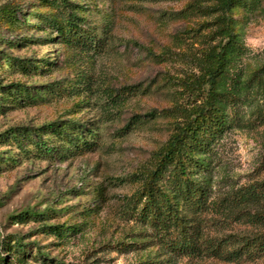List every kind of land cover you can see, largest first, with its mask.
Returning a JSON list of instances; mask_svg holds the SVG:
<instances>
[{
	"label": "rangeland",
	"instance_id": "1",
	"mask_svg": "<svg viewBox=\"0 0 264 264\" xmlns=\"http://www.w3.org/2000/svg\"><path fill=\"white\" fill-rule=\"evenodd\" d=\"M218 1L0 0V245H10L0 252L8 264H264V254H171L136 215L152 157L182 110L200 102V61L221 38L211 8ZM67 11L78 40L51 22ZM238 11L245 50L230 72V122L204 148L207 168L192 169L207 183V210L196 220L187 210L203 246L264 231L250 218L264 212V0ZM3 55L40 69L12 70ZM12 83L30 98L12 99ZM53 124L67 133L80 124V132L67 144ZM66 225L72 236L51 233Z\"/></svg>",
	"mask_w": 264,
	"mask_h": 264
},
{
	"label": "trees",
	"instance_id": "2",
	"mask_svg": "<svg viewBox=\"0 0 264 264\" xmlns=\"http://www.w3.org/2000/svg\"><path fill=\"white\" fill-rule=\"evenodd\" d=\"M56 2V0H53ZM258 0H219L213 5L212 12H217L215 24L217 25V33L221 38L217 45L212 46L205 57L200 61L202 76L198 85L202 93L198 100L200 102L195 107L184 108L182 110L181 121L173 128L169 138L162 145L161 149L152 157V168L147 173V179L142 184L139 194V200L143 204L136 212L139 219L145 220L149 225L157 231L162 246L171 254L187 255L190 257H198L202 254H211L214 256H222L228 260H239L242 258L254 259L264 254V231L259 232L253 238L235 240L226 245L209 244L202 245L198 236V229L195 223L190 222L188 211L193 212V220H196L198 213L207 210L206 197L207 183L200 179V176L194 177L193 173L199 174L200 170H205L208 163L204 160V148L209 144L215 134L221 132L223 128L230 122L228 117V102H231L236 93L232 92L233 86L230 84V72L236 66L237 60L243 53L244 46L241 41L240 32L237 29V20L234 18L235 13H239L238 8L244 11L252 10L254 3ZM62 12L66 9L65 3L60 2ZM64 10H63V9ZM61 22L51 18V22L55 24L60 33L65 32L70 40H78L81 34L75 31L74 14L65 12L62 14ZM9 18L14 19V23L18 24L16 12L11 13ZM49 19V17H48ZM67 31H64V30ZM26 41L21 39L15 41L21 43ZM2 43L13 45L14 42L3 40ZM3 53V51H0ZM4 62H8L12 70H20L23 73L36 72L39 67L33 65L28 59H11L8 55H3ZM40 69V68H39ZM12 99L20 102L22 95L27 98L28 89L21 83H12ZM26 93V95H25ZM10 99V98H9ZM80 124H74L71 133H67L65 128L58 127L56 130L54 124L48 127L49 130H55L67 140V144L72 141V132H80ZM45 132V131H44ZM52 132V131H50ZM97 132L93 133L96 135ZM86 144L88 142H85ZM41 151L49 152L45 141L38 144ZM6 162V160H3ZM192 167V168H191ZM191 168V169H190ZM264 186V185H263ZM243 196L250 198L253 193L249 190L242 192ZM37 213H33L35 216ZM250 218L264 226V212L250 214ZM192 220V219H191ZM51 229L50 227L47 228ZM52 234H55L60 240H63L64 233L71 232V236L75 233L74 225L53 226ZM174 232L176 236L171 239L168 233ZM0 245L7 249L10 245L7 241H2ZM15 252L24 254L26 245L15 240ZM236 244V245H235ZM10 250V248L8 249ZM12 252V250H11ZM39 256L46 260L44 254ZM51 264H61L59 262H50ZM0 264H8V258L2 256L0 252Z\"/></svg>",
	"mask_w": 264,
	"mask_h": 264
}]
</instances>
